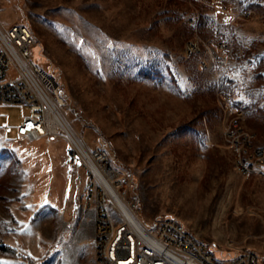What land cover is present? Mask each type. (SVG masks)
Returning <instances> with one entry per match:
<instances>
[{
    "label": "rangeland",
    "instance_id": "obj_1",
    "mask_svg": "<svg viewBox=\"0 0 264 264\" xmlns=\"http://www.w3.org/2000/svg\"><path fill=\"white\" fill-rule=\"evenodd\" d=\"M16 23L61 85L78 146L104 139L131 174L145 223L173 217L217 253L264 256V179L239 171L225 137L229 104L264 147V0H0V24ZM197 38L233 51L203 70L186 56ZM28 114L0 105V127ZM16 136L0 129V245L29 262L0 249V264H96V185L73 165L78 146Z\"/></svg>",
    "mask_w": 264,
    "mask_h": 264
},
{
    "label": "built area",
    "instance_id": "obj_2",
    "mask_svg": "<svg viewBox=\"0 0 264 264\" xmlns=\"http://www.w3.org/2000/svg\"><path fill=\"white\" fill-rule=\"evenodd\" d=\"M235 17L248 19L251 12L241 10ZM199 18L196 14L190 25L197 26ZM36 46V36L28 26L0 24V105H21L29 112L15 128L8 122L0 127L6 138L16 129L17 136L12 139L16 141L33 142L71 134L69 110L60 84L34 60ZM210 47L209 41L197 38L189 41L186 51H191V58L200 57L203 70H211L231 55L233 42H218L216 56ZM225 112L230 120L225 137L239 171L264 179V147H257L256 136L244 129L245 112L229 104ZM76 153L73 165L85 166L96 185V264H264V256L252 250L235 256L215 252L176 218L163 217L145 223L139 215L140 200L134 192L132 176L117 167L104 139L97 138L90 152L78 146Z\"/></svg>",
    "mask_w": 264,
    "mask_h": 264
},
{
    "label": "trees",
    "instance_id": "obj_3",
    "mask_svg": "<svg viewBox=\"0 0 264 264\" xmlns=\"http://www.w3.org/2000/svg\"><path fill=\"white\" fill-rule=\"evenodd\" d=\"M61 87V85H60ZM61 93L64 97H66L64 94H63V89L61 87ZM67 98V97H66ZM5 153H8L7 150H0V154H5ZM0 171H1V166H0ZM0 249L7 252V253H10L12 255H15L17 256L18 258H21V259H24L26 260L27 262H29V258L28 257H24L18 250L12 248V247H9V246H4V245H0Z\"/></svg>",
    "mask_w": 264,
    "mask_h": 264
},
{
    "label": "bare ground",
    "instance_id": "obj_4",
    "mask_svg": "<svg viewBox=\"0 0 264 264\" xmlns=\"http://www.w3.org/2000/svg\"><path fill=\"white\" fill-rule=\"evenodd\" d=\"M186 56H187L188 58H191V51H186ZM70 138L72 139V141H73L75 144H77V145L80 144V143H79V140L76 139L77 137H74V133H71V134H70ZM185 228H186V227H185Z\"/></svg>",
    "mask_w": 264,
    "mask_h": 264
}]
</instances>
